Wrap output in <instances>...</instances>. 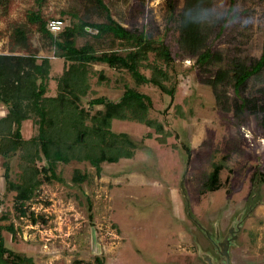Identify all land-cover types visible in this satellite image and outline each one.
Segmentation results:
<instances>
[{
    "label": "rangeland",
    "instance_id": "rangeland-1",
    "mask_svg": "<svg viewBox=\"0 0 264 264\" xmlns=\"http://www.w3.org/2000/svg\"><path fill=\"white\" fill-rule=\"evenodd\" d=\"M4 1L0 8V54L13 53L11 26H26L34 47H39V58L47 57L55 64L48 94H56V78L63 72L64 61L38 34L37 26L29 23L30 14L40 10L44 19H63L66 27L72 25L73 13L93 22H104V18L95 15L87 0H44L41 6L36 5L37 0ZM168 2L105 0L124 27L144 29L154 39L172 45L177 82L174 97L152 85L136 86L129 73L119 74L96 63L91 65L96 73L91 77V92L82 99L84 109L94 113L103 106L91 108L93 99L117 101L125 86L148 95L152 101L150 117L171 132L165 143L158 140L153 128L114 121L113 132L127 133L137 144L135 157L103 162L101 174L88 162L60 163L58 179L44 182L36 190L26 204L25 216L15 210V193L6 189L2 164L0 234L8 249L31 258L32 264H208V256L214 264H221L213 240L218 233L221 241L237 224L240 228L235 229L229 249L233 264H264V127L259 120L263 115L236 111L241 97L264 104V69L247 80L239 95L230 74L224 83L208 84L219 69L230 72L229 56L235 55L246 64L260 57L264 0H236L235 17L229 11L230 0L195 1L204 40L199 52L210 48L223 55L222 61L205 67L198 65L197 56L165 37ZM188 2L177 0V13H182ZM87 30L88 36L77 38V47L90 44L98 54L121 50L111 36L98 40L92 29ZM178 35L175 32L174 38ZM150 60H154L153 55ZM99 71L106 77L101 84ZM142 72L149 74L144 69ZM21 131L24 139H30L36 133L35 125L27 120ZM149 133L152 136L146 138ZM18 162L17 157L11 160L10 181H16L20 173ZM215 167L222 185L209 191L206 183ZM76 170L87 174L88 180L76 181ZM4 214L6 220L1 219ZM11 223L13 234L3 229Z\"/></svg>",
    "mask_w": 264,
    "mask_h": 264
},
{
    "label": "trees",
    "instance_id": "trees-1",
    "mask_svg": "<svg viewBox=\"0 0 264 264\" xmlns=\"http://www.w3.org/2000/svg\"><path fill=\"white\" fill-rule=\"evenodd\" d=\"M43 1L37 0L36 5L41 6ZM87 1L95 15L104 18V22L80 19L73 13L72 25L54 34L47 28L50 20L44 19L40 10L31 13L28 18L30 24L37 26L38 34L48 40L55 56L64 61L63 72L56 78V94H48L55 64L47 57L39 58V47H34L26 26H11L13 53L0 54V157L3 159L6 189L15 193L14 207L21 216L26 215V204L35 197L36 190L44 182L58 179L56 171L60 163L88 162L97 174H101V163H118L135 157L137 144L129 134L113 132L114 121L135 122L153 128L158 140L163 143L171 135L161 121L150 117L151 98L129 86H125L122 97L117 101L98 97L90 102L91 108L103 106L102 110L92 113L82 106V99L91 92V77L96 74L91 65L96 63L106 64L119 74L127 72L136 86L152 85L172 98L177 84L175 54L170 43L154 39L144 29H127L114 18L105 0ZM195 1L197 3V0H190L185 10L177 13V0H169L165 37L182 46V50L197 56L200 67L214 65L222 61L223 55L210 48L199 52L198 48L204 40ZM230 1L229 11L234 12L235 17L236 0ZM4 4L5 1L0 0V8ZM224 27L222 25V29ZM88 28L93 30L95 39L111 36L113 41L120 43L121 50L111 49L98 54L90 44L77 47V38L88 36ZM175 32L179 33L177 39L174 38ZM151 55L154 56L153 61L150 60ZM227 60L230 72L219 69L216 78L208 84L224 83L230 74L234 80V90L239 95L246 87L247 80L264 69V41L260 57L251 64H246L235 55ZM143 69L149 74L143 73ZM105 79L104 73L99 71L98 83ZM236 111L241 114L251 112L257 117L262 114L259 120L264 127V104L259 99L241 97ZM27 120L33 122L36 130L30 139H24L21 131L23 122ZM151 136L149 133L146 138ZM15 157L19 160L20 173L13 182L10 181V164ZM74 175L79 183L88 180V175H81L79 170ZM221 185L219 168L215 167L206 188L214 191ZM1 219L6 220L7 216L4 214ZM36 221L32 213V222ZM3 229L11 234L15 232L12 223L4 225ZM32 262L31 258L8 249L0 234V264Z\"/></svg>",
    "mask_w": 264,
    "mask_h": 264
},
{
    "label": "flooded vegetation",
    "instance_id": "flooded-vegetation-1",
    "mask_svg": "<svg viewBox=\"0 0 264 264\" xmlns=\"http://www.w3.org/2000/svg\"><path fill=\"white\" fill-rule=\"evenodd\" d=\"M239 229L240 228V226H239V224H237V225H235V228L234 227H231V228H229V230H228V232H227V234L222 238V240L221 241H218V233H217V236L215 237V239L212 241L213 242V245H214V247H215V251H216V253L220 256V258H221V264H225V258L220 254V252H221V248H219L218 246H219V244H221L222 242H225L226 243V248L228 249V252L230 251L229 249H230V247H231V245H232V242H233V238H234V231H235V229ZM229 254H230V252H229ZM206 258H210L211 259V262H212V264H214V260L211 258V257H206ZM208 261V260H207ZM209 264V263H208ZM230 264H233V261H232V257L230 256Z\"/></svg>",
    "mask_w": 264,
    "mask_h": 264
},
{
    "label": "built area",
    "instance_id": "built-area-1",
    "mask_svg": "<svg viewBox=\"0 0 264 264\" xmlns=\"http://www.w3.org/2000/svg\"><path fill=\"white\" fill-rule=\"evenodd\" d=\"M66 26L67 25L65 21H63L62 19H53L48 23L47 28L51 33L57 34L62 30H64ZM1 167H2V158L0 157V168Z\"/></svg>",
    "mask_w": 264,
    "mask_h": 264
},
{
    "label": "water",
    "instance_id": "water-1",
    "mask_svg": "<svg viewBox=\"0 0 264 264\" xmlns=\"http://www.w3.org/2000/svg\"><path fill=\"white\" fill-rule=\"evenodd\" d=\"M219 248H221V252L220 254L225 258V264H230V254L228 252V249L226 248V243L222 242L221 244H219L218 246ZM208 263L212 264L211 259L207 258Z\"/></svg>",
    "mask_w": 264,
    "mask_h": 264
}]
</instances>
